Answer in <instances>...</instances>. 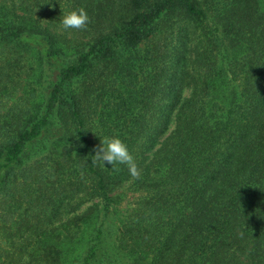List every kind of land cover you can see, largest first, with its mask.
<instances>
[{"label": "trees", "instance_id": "16d2710c", "mask_svg": "<svg viewBox=\"0 0 264 264\" xmlns=\"http://www.w3.org/2000/svg\"><path fill=\"white\" fill-rule=\"evenodd\" d=\"M0 264H264V0H0Z\"/></svg>", "mask_w": 264, "mask_h": 264}, {"label": "clouds", "instance_id": "9594fccd", "mask_svg": "<svg viewBox=\"0 0 264 264\" xmlns=\"http://www.w3.org/2000/svg\"><path fill=\"white\" fill-rule=\"evenodd\" d=\"M90 22L87 12L83 9H76L63 14L58 21L62 30H84ZM95 161L105 164L126 165L133 176H138V168L133 155L130 153L127 144L118 137H104L100 140V145L93 155Z\"/></svg>", "mask_w": 264, "mask_h": 264}, {"label": "rangeland", "instance_id": "374dc122", "mask_svg": "<svg viewBox=\"0 0 264 264\" xmlns=\"http://www.w3.org/2000/svg\"><path fill=\"white\" fill-rule=\"evenodd\" d=\"M158 35H161V33H159ZM184 35L188 36V38H190L192 40V42L195 43L197 33L194 31L193 28L189 27L184 32ZM190 60H191V56L189 54L186 55V61H188V65L190 64ZM51 72H52V70H51ZM55 73L56 72L54 70L53 75ZM176 75H177L176 70L174 72H171L169 75V82H172L174 80V78L176 77ZM173 86H175V84L171 85L172 88H173ZM39 89H41L40 86H39ZM41 91L45 92V85L42 87ZM186 95H187V93L185 94V96ZM16 98L17 97L13 98V100H15ZM40 102H41V100L37 99V100H32L30 102V104H39ZM48 140H50V139H48ZM38 142L44 144L46 142V140H43V142L42 141H38ZM37 145L34 148L29 149L30 150L29 156H28L29 162L40 157V155H34L35 151L38 150ZM127 188L128 187H125V188L123 187L122 189H118V191H116L114 193L115 195H119V194L122 195L121 198H117V200L119 202H121V204H119L118 206H115V205L112 206L110 208V211L107 212L108 216L106 218L105 239H104V242H105L104 247L106 250V252H105L106 255H110L112 253L115 237L118 233L119 225H120V222H121L122 217L124 215V212L126 209L129 208L130 202L132 201V197L135 196V195H133L132 192L127 190ZM114 194L112 195L113 197H114ZM90 206H92V203L91 204L89 203V204L85 205L84 207H82L81 211H85Z\"/></svg>", "mask_w": 264, "mask_h": 264}]
</instances>
